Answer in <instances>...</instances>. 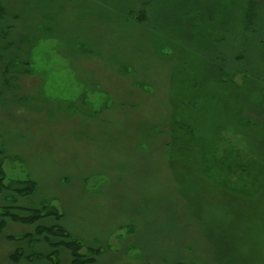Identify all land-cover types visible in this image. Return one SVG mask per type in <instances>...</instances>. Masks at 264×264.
I'll use <instances>...</instances> for the list:
<instances>
[{"label": "rangeland", "instance_id": "374dc122", "mask_svg": "<svg viewBox=\"0 0 264 264\" xmlns=\"http://www.w3.org/2000/svg\"><path fill=\"white\" fill-rule=\"evenodd\" d=\"M0 5L4 182L37 185L0 207L55 206L92 264H264V0ZM34 228L8 221L0 264H50L10 261Z\"/></svg>", "mask_w": 264, "mask_h": 264}, {"label": "trees", "instance_id": "16d2710c", "mask_svg": "<svg viewBox=\"0 0 264 264\" xmlns=\"http://www.w3.org/2000/svg\"><path fill=\"white\" fill-rule=\"evenodd\" d=\"M7 10L0 5V18L7 16ZM175 106V105H174ZM176 112H178L176 110ZM177 115L176 113H174ZM196 129L192 126L176 127V123L171 125V143L173 147L177 148L180 155L190 156L197 154V137ZM199 156V155H198ZM201 161H205L200 158ZM245 170V168H244ZM5 174L2 163L0 162V190L12 191L19 196H29L36 192V184L33 181H11L4 182ZM61 213L55 206L42 205L37 208H22L14 205H3L0 207V234L11 220L15 223L35 225L33 232H27L21 235H5L7 240L17 241L20 243L27 242L28 249L24 247H17L10 255V261L19 263L26 261L28 263H37L47 261L50 264H62L60 258V250L67 249L71 255V264H92L95 262V254L98 250L93 251V255H86L82 253L83 244L75 238L64 226L61 225L63 218ZM52 218L54 223L51 225L43 224L42 221ZM38 243H44L48 246L47 252H39L35 249ZM32 244V248L31 245ZM181 264V263H177Z\"/></svg>", "mask_w": 264, "mask_h": 264}]
</instances>
